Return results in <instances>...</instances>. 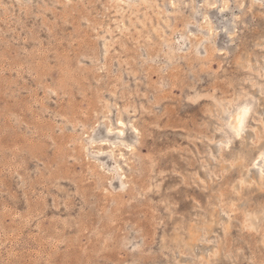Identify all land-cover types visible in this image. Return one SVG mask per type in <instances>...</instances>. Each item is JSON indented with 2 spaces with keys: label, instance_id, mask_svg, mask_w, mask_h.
I'll use <instances>...</instances> for the list:
<instances>
[{
  "label": "rangeland",
  "instance_id": "1",
  "mask_svg": "<svg viewBox=\"0 0 264 264\" xmlns=\"http://www.w3.org/2000/svg\"><path fill=\"white\" fill-rule=\"evenodd\" d=\"M262 152L264 0H0V264H264Z\"/></svg>",
  "mask_w": 264,
  "mask_h": 264
},
{
  "label": "bare ground",
  "instance_id": "2",
  "mask_svg": "<svg viewBox=\"0 0 264 264\" xmlns=\"http://www.w3.org/2000/svg\"><path fill=\"white\" fill-rule=\"evenodd\" d=\"M210 24V26H209V30H211L210 29V27H211V23H209ZM208 30V31H209ZM213 30H215V29H213ZM212 31V30H211ZM214 32V31H213ZM213 32H212V34H213ZM216 32V31H215ZM210 33V32H209ZM210 35V34H209ZM200 40H202V39H200ZM174 41V40H173ZM206 41V40H205ZM197 43H198V41H196ZM202 42H203V40H202ZM200 44H201V41H200ZM200 44H199V46H200ZM181 45V44H180ZM192 45H193V43H192ZM194 45H195V43H194ZM193 45V46H194ZM197 48H198V46H197ZM193 49H195V51L197 50L196 49V46L193 48ZM179 51V50H178ZM179 55V54H178ZM176 56V55H175ZM197 98V97H196ZM242 100V99H241ZM245 101V100H244ZM248 101H250L249 99H248ZM245 102H247V101H245ZM252 102V101H251ZM220 104V103H219ZM244 104V103H243ZM239 105V104H238ZM236 106V105H235ZM240 106V105H239ZM249 106H250V103H246V105L244 104L243 106H240V108L232 115V117H231V125H229L230 126V130H234L236 133H239L242 129H243V127H244V124H245V121H246V119L248 118V116H249V114L251 113L252 114V112L250 111V109H249ZM254 106V105H253ZM235 108H237V107H235ZM254 108V107H253ZM255 110V109H254ZM250 111V112H249ZM223 113V112H222ZM232 113V112H231ZM253 115V114H252ZM230 117V116H229ZM251 118V117H250ZM230 119V118H229ZM136 120V119H135ZM225 122V121H224ZM250 121H248V123H249ZM225 124V123H224ZM229 124V123H228ZM227 124V125H228ZM226 125V126H227ZM111 128V127H110ZM227 128V127H226ZM244 130V129H243ZM110 132V131H109ZM136 132V131H135ZM242 132V131H241ZM248 132V131H247ZM90 133V132H89ZM107 133H108V131H107ZM228 133V132H227ZM110 134H111V132H110ZM228 134H230V132L228 133ZM232 134H233V131H232ZM248 137V136H247ZM231 138V137H230ZM225 140V139H224ZM228 141V140H227ZM231 141V140H230ZM92 142H93V140H92ZM210 143V142H209ZM231 143V142H230ZM222 144V143H221ZM257 144V143H256ZM92 145V144H91ZM136 145V144H135ZM223 145H224V143H223ZM222 145V146H223ZM225 146V145H224ZM133 147V146H132ZM132 147H131V149H132ZM228 147V146H227ZM261 153V152H260ZM263 153V152H262ZM264 154V153H263ZM258 155V154H257ZM262 154H260V155H258L257 156V159L259 158V157H263V156H261ZM54 157V156H53ZM256 158V157H255ZM257 159H255V160H257ZM264 160V159H263ZM258 161V160H257ZM254 162V161H253ZM262 163V162H261ZM211 165V164H210ZM117 166V165H116ZM228 166V165H227ZM115 167V166H114ZM114 167H113V169H114ZM238 168V167H237ZM260 169V168H259ZM117 170H118V168H117ZM128 171V170H127ZM117 172H115V174H116ZM119 173V172H118ZM123 173V172H122ZM114 174V175H115ZM116 175H118V174H116ZM264 176V174H261V176ZM116 177V176H115ZM260 177V176H259ZM121 178H123L122 177V175H120V179ZM243 178V177H242ZM261 178V177H260ZM243 181H245V180H243ZM242 183V182H241ZM246 183V182H245ZM124 184H126V183H124ZM256 224V223H255ZM251 227H254V226H251ZM255 227H256V225H255ZM183 256V255H182Z\"/></svg>",
  "mask_w": 264,
  "mask_h": 264
}]
</instances>
